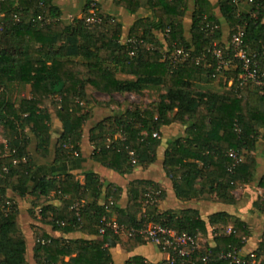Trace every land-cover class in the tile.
I'll return each mask as SVG.
<instances>
[{
    "label": "trees",
    "instance_id": "16d2710c",
    "mask_svg": "<svg viewBox=\"0 0 264 264\" xmlns=\"http://www.w3.org/2000/svg\"><path fill=\"white\" fill-rule=\"evenodd\" d=\"M218 2L229 34L224 38L211 1L195 0L190 41L184 28L190 0H119L118 6L130 14L140 9L153 13V19L136 21L128 39L135 43L124 44L121 25L98 6L102 24L88 28L91 2L81 18L67 24L54 0H0V128L5 141L0 144V264H29L21 211L10 192L21 198L30 195V216L54 231L101 238L57 240L36 227L37 264H114L110 241L116 244L124 236L107 228L105 219L127 228L162 225L203 237L211 228L213 244L192 259L204 264L202 257L210 254L213 261L208 264H234L217 256L241 251L250 238L248 226L226 213L214 214L206 222L195 209L161 211L166 192L152 181L130 184L126 209L120 206L123 188L102 182L93 172L85 174L84 183L70 173L44 175L26 192L38 170L32 146L40 158L51 156L52 113L62 124L53 147L54 163L59 165L83 159L85 126L96 108H105L110 115L90 130L94 162L121 176L131 175L137 167L148 168L158 161L162 130L178 125L184 135L164 155V171L177 199L237 204L233 192L239 184H250L257 169L256 157L250 154L264 132V93L253 83L243 84L239 62L218 71L213 51L218 48L229 61L231 41L240 27L248 51L258 53L262 61L264 0L241 5L234 0ZM156 32L164 35L167 50ZM176 48L191 57L173 67L164 55ZM18 88L29 89V95L15 101ZM95 92L138 96L153 92L159 99L143 108L116 112L111 104L98 102ZM231 152L242 162L235 166ZM260 186L264 188V176ZM147 194L152 196L149 201ZM55 200L58 207L52 204ZM254 207L264 216V198ZM114 214L125 219L113 220ZM228 227L235 232L226 235ZM127 239L128 251L147 244L140 237ZM253 255L256 263L248 255L245 264H264V236ZM126 264L148 263L134 257Z\"/></svg>",
    "mask_w": 264,
    "mask_h": 264
},
{
    "label": "crops",
    "instance_id": "0c3cea01",
    "mask_svg": "<svg viewBox=\"0 0 264 264\" xmlns=\"http://www.w3.org/2000/svg\"><path fill=\"white\" fill-rule=\"evenodd\" d=\"M118 1L119 0H54V3L62 10V20L67 24L73 23V21L77 18H81L88 3H93V5L98 6L100 9H102L105 14L109 15L111 18L114 19V21L121 25V41L125 44L130 38L132 28L134 27L136 21L140 19H153V13L146 9H140L136 14H130L126 9L118 6ZM210 1L214 6L215 15L221 21L224 38H226V36L230 32V27L225 22L220 13L218 0ZM194 2L195 0H190L191 9L187 13L186 18L184 20L185 35L190 41ZM241 10H244V7L241 8ZM141 35L142 32H139L137 36L141 37ZM155 35L159 38L161 43L165 45L166 48V41L164 35L161 32H156ZM165 50H167V48ZM97 94H100V92L94 93V97L98 102L103 105L111 104L112 110L116 109L120 111L121 104H119L116 100L109 98V100L107 101H102L97 97ZM114 95L120 94H112V96ZM128 95L138 96L134 94ZM109 115V110L105 108H96L94 110V118L90 121V124H92L91 128H88L89 130H87V132L84 131L85 133L83 135V140L81 143L83 159L72 163H62L59 165H55L54 163L55 156L53 147L58 139V132L61 133L62 131V124L59 122L58 119H54L52 116L53 146L51 156L49 159L40 158L35 151L34 145L32 146V155L35 159L36 164L38 165V170L34 176V182L32 183L31 187L26 190V192L31 191L34 186V183L37 182L44 175L52 176L56 173H70L76 175L78 180L81 183H84L85 174L93 172L99 176L102 182L112 183L123 188L124 192L122 194L120 206L122 209H126L129 202L128 189L130 184L137 180L152 181L159 185L166 192V199L160 204L161 211L195 209L200 212L202 219L206 222H208V218L214 214L226 213L227 215L233 217L234 219L240 220L248 226L250 238L246 241L245 246L241 250L242 256L246 257L258 250L259 245L264 236V216L260 214L258 210L255 209L254 205L259 199L264 198V188L260 186L261 179L264 176V132H262L260 136L256 151L250 154L256 157L257 162V169L253 181L250 184H239L236 190L233 192L237 204L227 205L204 200H191L189 202H183L177 199L173 183L166 176V173L164 171V155L171 143L175 142L178 138L183 137L184 129L178 125L165 127L162 130L160 136L162 138V145L158 151L157 163L148 168L137 167L131 175L121 176L118 173L107 169L103 165L94 162L91 159V156L94 152V147L91 145L89 139L90 130L95 124L101 122ZM10 196L14 197L21 211V226L27 241V260L29 264H37L35 261L34 254V249L37 244L35 239L36 227L43 229L48 236L57 240H101V238L90 236L82 232L64 234L62 232L54 231L50 226L43 225L38 220H35L30 216V202L32 200L30 195H26L25 198H21L18 195L10 192ZM52 204L57 207L59 206V202L56 200L53 201ZM112 219L124 220L125 217L119 214H114ZM213 233V229L209 228L208 236H204V239H206L209 244H213ZM127 243L128 239L126 236H124L118 241V243L114 244V246L111 245L110 252L113 257L114 264H126L130 259L134 257H141L145 259L148 264H158L167 259L166 255H164L159 250V248L152 244L147 243L145 245L136 247L133 250L128 251ZM69 260L70 257H66L64 259V261L66 262H68Z\"/></svg>",
    "mask_w": 264,
    "mask_h": 264
},
{
    "label": "built area",
    "instance_id": "2783aa9c",
    "mask_svg": "<svg viewBox=\"0 0 264 264\" xmlns=\"http://www.w3.org/2000/svg\"><path fill=\"white\" fill-rule=\"evenodd\" d=\"M236 5H241L243 3L252 2V0H234ZM113 22V21H112ZM88 28L91 30L96 25L102 24V19L98 15V11L95 5H92L90 11V16L86 20ZM126 43H135L134 40H128ZM231 46L233 48V57L229 61L223 56V52L218 48L213 51L214 57L217 59V70L222 71L227 69L230 65L235 62H239L242 69V82L243 84L253 83L256 87L262 90L264 93V54L263 60L259 59L258 53H252L248 51L247 46L244 43V32L239 27L234 34ZM133 55V54H132ZM191 55L189 52L184 51L181 48L174 49L171 53H165L164 59L168 60L173 67H177L178 64L186 63L190 59ZM196 63H201V59L198 58ZM157 137V134L154 135ZM229 157L235 161V166L242 162V159L234 152L229 154ZM148 201L152 199L151 194L146 195ZM79 204L74 206V209L78 210ZM105 221V226L116 235L126 236L127 238L140 237L145 242L152 244L159 248V250L166 255V261L169 264H175L179 261L180 264H197V260H193L195 254H199L201 251L206 249L209 244L203 236L201 235H189L187 233L179 234L173 229L162 225L145 224L143 227L137 228H127L124 225H120L116 221ZM235 231L232 227H228L225 230L226 235H231ZM105 233V229L101 231V234ZM250 258L253 263L255 262V255L250 254ZM217 260L229 261L234 264H245L246 261L238 249H233L227 252H221L217 256ZM213 259H211L210 254L204 255L202 257V262L208 264Z\"/></svg>",
    "mask_w": 264,
    "mask_h": 264
},
{
    "label": "rangeland",
    "instance_id": "374dc122",
    "mask_svg": "<svg viewBox=\"0 0 264 264\" xmlns=\"http://www.w3.org/2000/svg\"><path fill=\"white\" fill-rule=\"evenodd\" d=\"M212 86H213V88H215V90L220 91L218 84L213 83ZM95 93H99V92H95ZM28 95H29V89L18 88V90L14 92L12 99L15 101H19L21 98H23L24 96L27 97ZM97 97L102 101H107V100H109V98L116 100L119 104H121V106H120L121 112H123L127 109H133L136 107H141V108L146 107V106L150 105L151 103H153L155 100L159 99V95L153 94V93H146L145 96H140V97L132 96V95H128V94L122 95V96H120V95L112 96V95H108V94L106 95L105 93H100V94H97ZM120 111L116 110V112H120ZM52 116L54 119H57L54 113H52ZM90 123L91 122L89 121L88 124H86V126H85L86 132L92 126V124H90ZM116 138H119V135H117ZM4 143L5 142L3 140V130H2V128H0V144H4Z\"/></svg>",
    "mask_w": 264,
    "mask_h": 264
},
{
    "label": "water",
    "instance_id": "95a60500",
    "mask_svg": "<svg viewBox=\"0 0 264 264\" xmlns=\"http://www.w3.org/2000/svg\"><path fill=\"white\" fill-rule=\"evenodd\" d=\"M110 243H111V245H113V246H114V243H113L112 241H110Z\"/></svg>",
    "mask_w": 264,
    "mask_h": 264
}]
</instances>
